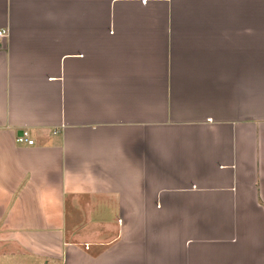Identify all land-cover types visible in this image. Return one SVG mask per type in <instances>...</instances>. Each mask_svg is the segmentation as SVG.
I'll list each match as a JSON object with an SVG mask.
<instances>
[{
    "label": "crops",
    "instance_id": "1",
    "mask_svg": "<svg viewBox=\"0 0 264 264\" xmlns=\"http://www.w3.org/2000/svg\"><path fill=\"white\" fill-rule=\"evenodd\" d=\"M0 32L2 261L264 264V0H0Z\"/></svg>",
    "mask_w": 264,
    "mask_h": 264
},
{
    "label": "built area",
    "instance_id": "2",
    "mask_svg": "<svg viewBox=\"0 0 264 264\" xmlns=\"http://www.w3.org/2000/svg\"><path fill=\"white\" fill-rule=\"evenodd\" d=\"M3 37H4V34H2V33L0 32V38H3ZM18 141H19V142H22L23 139L20 138V139H18Z\"/></svg>",
    "mask_w": 264,
    "mask_h": 264
},
{
    "label": "rangeland",
    "instance_id": "3",
    "mask_svg": "<svg viewBox=\"0 0 264 264\" xmlns=\"http://www.w3.org/2000/svg\"><path fill=\"white\" fill-rule=\"evenodd\" d=\"M0 264H7L5 261L1 260V255H0Z\"/></svg>",
    "mask_w": 264,
    "mask_h": 264
}]
</instances>
